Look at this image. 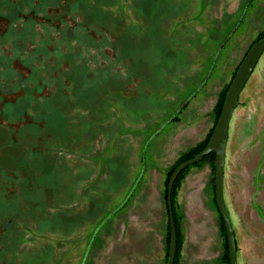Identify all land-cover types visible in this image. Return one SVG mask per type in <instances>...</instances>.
<instances>
[{"label":"rangeland","instance_id":"1","mask_svg":"<svg viewBox=\"0 0 264 264\" xmlns=\"http://www.w3.org/2000/svg\"><path fill=\"white\" fill-rule=\"evenodd\" d=\"M263 35L264 0H0V264H166L170 173ZM174 187V264H228L213 158ZM223 198L237 264H264V52Z\"/></svg>","mask_w":264,"mask_h":264},{"label":"water","instance_id":"2","mask_svg":"<svg viewBox=\"0 0 264 264\" xmlns=\"http://www.w3.org/2000/svg\"><path fill=\"white\" fill-rule=\"evenodd\" d=\"M263 52H264V37L256 41L248 49L246 55L244 56L242 62L240 63L226 92L220 116L217 120V123L214 127V130L206 147L200 153L196 154L193 158H190L180 163L173 170L172 174L169 177L167 184L166 203L168 207L169 222H170V242H169V250H168L166 264L174 263V259L176 255V246H177V242H176L177 235H176V228L173 218V210H172V202H171L173 184L182 170H184L186 167L190 165H194L200 162L205 156L209 155L210 153H214L215 155V159L213 162L214 197H215L217 210L224 223V228L227 238L229 264H237V248H236L235 234L223 198L225 154H226V147L228 142L229 124L233 112L235 110V107L238 105L239 95L243 90L249 77L251 76Z\"/></svg>","mask_w":264,"mask_h":264},{"label":"trees","instance_id":"3","mask_svg":"<svg viewBox=\"0 0 264 264\" xmlns=\"http://www.w3.org/2000/svg\"><path fill=\"white\" fill-rule=\"evenodd\" d=\"M262 37H264V35L262 36ZM262 37H260L259 39H261ZM258 39V40H259ZM257 40V41H258ZM255 43V42H254ZM228 90V89H227ZM225 98V97H224ZM224 102V101H223ZM223 105V104H222ZM221 109H222V107H221ZM220 113H221V111H220ZM220 113H219V116H220ZM211 135H212V133H211ZM211 137V136H210ZM210 137H209V139H210ZM209 139H208V141H209ZM208 141L204 144V146H202L197 152H195L193 155H190V156H188V157H186V158H184L180 163H182V162H184L185 160H188V159H190V158H193L196 154H198V153H200L205 147H206V145H207V143H208ZM208 157H212L213 158V162H214V159H215V155H214V153H210L209 155H207V156H205L201 161H203L204 159H206V158H208ZM200 161V162H201ZM200 162H198V163H200ZM179 163V164H180ZM198 163H196V164H198ZM178 164V165H179ZM196 164H194V165H196ZM178 165H176L174 168H173V170L178 166ZM190 166H193V165H190ZM190 166H188V167H186L184 170H182L181 171V173L178 175V177L176 178V180H175V182H174V184H173V187H172V196H171V202H172V200H173V193H174V185H175V183H176V181H177V179L181 176V174L187 169V168H189ZM173 170L171 171V173H170V175L172 174V172H173ZM170 177V176H169ZM169 180V179H168ZM168 184V183H167ZM166 196H167V189H166ZM214 201H215V197H214ZM215 205H216V202H215ZM216 208H217V206H216ZM219 213V212H218ZM219 216H220V214H219ZM220 218H221V216H220ZM221 221H222V219H221ZM175 222V221H174ZM222 226H223V229H224V233H225V238H226V232H225V228H224V223H223V221H222ZM175 228H176V235H177V227H176V224H175ZM176 242H177V246H176V254H177V249H178V240H176ZM236 248H237V246H236ZM226 258H227V261H228V264H229V257H228V249H227V238H226ZM175 258H176V255H175ZM174 262H175V259H174ZM174 264V263H173Z\"/></svg>","mask_w":264,"mask_h":264}]
</instances>
